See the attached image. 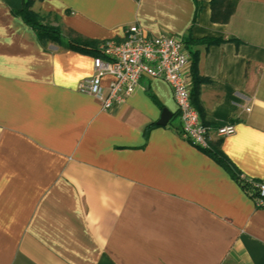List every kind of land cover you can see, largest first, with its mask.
I'll return each mask as SVG.
<instances>
[{"label":"crops","instance_id":"obj_1","mask_svg":"<svg viewBox=\"0 0 264 264\" xmlns=\"http://www.w3.org/2000/svg\"><path fill=\"white\" fill-rule=\"evenodd\" d=\"M26 1L63 39L120 41L133 24L181 38L208 148L177 133L160 78L141 76L101 110L78 90L94 55L40 41L13 13ZM210 1L0 0V264H264V208L248 182L264 177V0H238L226 23ZM226 123L235 132L217 135Z\"/></svg>","mask_w":264,"mask_h":264},{"label":"built area","instance_id":"obj_2","mask_svg":"<svg viewBox=\"0 0 264 264\" xmlns=\"http://www.w3.org/2000/svg\"><path fill=\"white\" fill-rule=\"evenodd\" d=\"M101 56H94V70L84 78L78 90L95 99L101 110L110 111L124 104L133 93L141 76L164 80L171 88L179 116L177 133L184 140L201 149L208 148L211 125L205 123L192 103L189 84L191 58L182 39L169 34L147 36L138 25H130L120 41L106 40ZM112 76L108 91L102 89L100 79ZM219 136L235 132L233 123L216 127ZM257 207L264 208V177L248 180Z\"/></svg>","mask_w":264,"mask_h":264},{"label":"trees","instance_id":"obj_3","mask_svg":"<svg viewBox=\"0 0 264 264\" xmlns=\"http://www.w3.org/2000/svg\"><path fill=\"white\" fill-rule=\"evenodd\" d=\"M237 2L238 0H211L210 6L212 21L226 23L231 14H233ZM199 9L200 5L198 4V2H196L195 17L198 15ZM13 13L19 16L26 24H28L34 30L39 40L43 43H46L48 40L57 41L66 48H72L75 50L91 53L94 56H101V49L99 47L101 46L100 42L91 39H63V37L59 34L57 27L52 26L44 21L45 17L48 15H40L38 13L32 12L28 8V1L25 2V5L22 8L13 10ZM219 40L220 39L213 40L210 38H204L198 41L206 44ZM188 41L189 40H186V42ZM191 92L193 96L192 88ZM208 153L220 165H222L233 178H235L243 187L246 188L247 184H245L240 177L238 170H236L231 161L223 153L219 151H208Z\"/></svg>","mask_w":264,"mask_h":264},{"label":"water","instance_id":"obj_4","mask_svg":"<svg viewBox=\"0 0 264 264\" xmlns=\"http://www.w3.org/2000/svg\"><path fill=\"white\" fill-rule=\"evenodd\" d=\"M170 117H171L170 112H168L166 109H163L161 116L157 122L160 125H165Z\"/></svg>","mask_w":264,"mask_h":264}]
</instances>
